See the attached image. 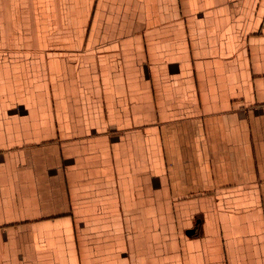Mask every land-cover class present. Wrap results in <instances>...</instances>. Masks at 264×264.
Here are the masks:
<instances>
[{
    "label": "crops",
    "instance_id": "1",
    "mask_svg": "<svg viewBox=\"0 0 264 264\" xmlns=\"http://www.w3.org/2000/svg\"><path fill=\"white\" fill-rule=\"evenodd\" d=\"M0 264H264V0H0Z\"/></svg>",
    "mask_w": 264,
    "mask_h": 264
},
{
    "label": "water",
    "instance_id": "2",
    "mask_svg": "<svg viewBox=\"0 0 264 264\" xmlns=\"http://www.w3.org/2000/svg\"><path fill=\"white\" fill-rule=\"evenodd\" d=\"M188 232H193V231L191 230V231H188Z\"/></svg>",
    "mask_w": 264,
    "mask_h": 264
}]
</instances>
